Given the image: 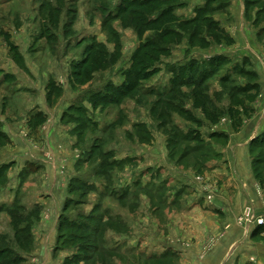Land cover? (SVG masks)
<instances>
[{"label": "rangeland", "instance_id": "obj_1", "mask_svg": "<svg viewBox=\"0 0 264 264\" xmlns=\"http://www.w3.org/2000/svg\"><path fill=\"white\" fill-rule=\"evenodd\" d=\"M92 57L107 59L72 91L70 75ZM49 71L51 90L57 74L62 81L55 92L77 171L65 177L51 143L34 160L57 167L52 175L0 163V264L204 263L219 238L173 225L169 192L186 171V194L213 201L206 173L231 135L264 114V0H0V118L17 89L10 72L37 80ZM128 83L134 90L119 94ZM96 94L106 103H93ZM4 125L0 151L10 145ZM248 149L263 194L264 147ZM258 219L253 207L237 218L244 245L226 264H264Z\"/></svg>", "mask_w": 264, "mask_h": 264}, {"label": "crops", "instance_id": "obj_2", "mask_svg": "<svg viewBox=\"0 0 264 264\" xmlns=\"http://www.w3.org/2000/svg\"><path fill=\"white\" fill-rule=\"evenodd\" d=\"M242 5L243 3H241ZM25 63L26 65L30 64L28 61ZM9 74L12 84L17 89L10 92V108L7 110L10 114L7 113L5 117L1 116L2 118H0V122L5 124L3 132L8 135V140H10V145L5 150L0 151V156L4 157L0 159V163L18 161L19 164H16L15 168L19 167L20 171L34 168L37 170L36 173H40V176L50 175L57 167H52L48 161L41 164L36 163L34 159H37L36 157L45 151L50 153L48 147L43 149V143L45 145L51 143L55 145L57 155L62 157L60 164L65 170V177L70 175L72 178L78 165L76 160L78 158L77 140L75 136H72L71 131L64 133V126L66 125L63 124L61 110L63 107L59 103L61 98L57 99L55 92L62 88L59 75L57 74L54 79V90H51V71L39 72L38 82L35 77L30 78L31 73L26 74L31 80L19 73L10 72ZM69 82L72 91H74L73 84L76 86L77 82H75L72 74L69 77ZM17 94L23 97V102L19 106L20 108L15 109L14 112L12 101H15ZM32 122H37L36 126H33ZM246 122L239 133L231 135L230 143L222 150L220 149L222 158L213 165L211 164L212 166L210 165L213 170L205 172L206 176L208 175L210 180L216 184L213 190L216 196L213 201H208L198 191L196 195L186 194L184 190L190 191L191 189L190 173L178 171L176 172L177 175L174 174L173 176L181 184L178 185L177 191L169 192L170 198H168L167 206L169 213L172 214L171 223L173 225L176 222L194 224L196 226L195 231H197L199 239L202 238V240L207 234L219 238V243L206 255L205 262L202 264H226L227 257L232 256V249L237 250L244 245V239H241L244 238L243 232L238 226L237 218L246 207H253L257 214H264V191L261 194L257 190L258 185L248 149L250 143L257 137L259 127L264 125V114L258 121L251 119ZM36 141H40L41 144L37 145ZM30 143H34L35 148ZM28 157L29 159H27ZM60 174L59 172L57 175ZM61 178L64 181L63 177ZM66 182L65 180L64 184ZM61 186L62 190L65 191V185L62 183ZM179 191H182L180 192L182 194ZM171 229L172 234H175L174 231L182 234L183 240L189 238L187 235L189 231L181 230L178 226H172ZM172 238L175 239V235ZM172 246L174 245L172 244ZM186 251H184V257H190V251ZM198 252L199 250H197Z\"/></svg>", "mask_w": 264, "mask_h": 264}, {"label": "trees", "instance_id": "obj_3", "mask_svg": "<svg viewBox=\"0 0 264 264\" xmlns=\"http://www.w3.org/2000/svg\"><path fill=\"white\" fill-rule=\"evenodd\" d=\"M106 59H107L106 57H102V58H99V59H97L96 57H94V58L92 57V58H89V59H84V61L82 62L81 67H79L78 69H75L73 71L72 76H73L75 82H77L78 84L80 82H83L84 78H87L90 75V73H93L95 71L96 67H98V63L99 64L100 63H105ZM204 78L205 77H203V74H202L200 76V81H198V83H197L198 86H200V84L205 80ZM128 79H130V80L133 79V81H134L135 77L129 75ZM178 83L179 84L181 83L180 79H179ZM126 86H127L126 87L127 91L123 90V91H119L118 93L119 94L123 93V95H126V94L131 93L134 90L132 84L128 83V85H126ZM92 98H93V103H95V104L102 103V102L106 103V101H107L105 96L102 97L99 94H96ZM260 138H261V141L257 142L258 139L254 140L252 142V146L254 145V147L256 146V147L263 148L264 147V137H260Z\"/></svg>", "mask_w": 264, "mask_h": 264}, {"label": "built area", "instance_id": "obj_4", "mask_svg": "<svg viewBox=\"0 0 264 264\" xmlns=\"http://www.w3.org/2000/svg\"><path fill=\"white\" fill-rule=\"evenodd\" d=\"M249 219V221H250V223L255 219V215L253 214V213H249V215L247 216V220ZM259 220V224H263L264 223V221H263V219H258Z\"/></svg>", "mask_w": 264, "mask_h": 264}]
</instances>
